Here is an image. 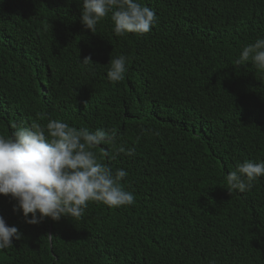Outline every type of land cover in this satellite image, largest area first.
<instances>
[{"label":"trees","instance_id":"trees-1","mask_svg":"<svg viewBox=\"0 0 264 264\" xmlns=\"http://www.w3.org/2000/svg\"><path fill=\"white\" fill-rule=\"evenodd\" d=\"M140 2L158 23L121 37L110 18L83 28L82 0H0V135L61 119L135 148L105 158L129 173L131 206L90 202L80 219L30 225L0 195L23 234L0 264H264V177L245 192L226 181L264 160V71L235 66L264 37V0ZM120 54L128 71L110 82Z\"/></svg>","mask_w":264,"mask_h":264},{"label":"clouds","instance_id":"clouds-1","mask_svg":"<svg viewBox=\"0 0 264 264\" xmlns=\"http://www.w3.org/2000/svg\"><path fill=\"white\" fill-rule=\"evenodd\" d=\"M80 13L83 28L96 33L97 25L110 18L114 34L121 37L147 34L158 23L156 12L140 0H82ZM80 61L86 66L94 64L90 55ZM248 61L264 71V37L243 47L235 66H244ZM108 64V80H124L128 57L120 54L110 58ZM113 152L135 154L134 147L118 143L115 129L77 128L61 119L14 126L11 135H0V195L14 200L13 211H21L30 225L45 218L80 219L90 202L110 208L131 206L135 195L124 187L129 173L105 162ZM260 177H264V160H244L228 172L226 181L231 190L245 192ZM22 238L18 228L9 226L0 216V251Z\"/></svg>","mask_w":264,"mask_h":264}]
</instances>
